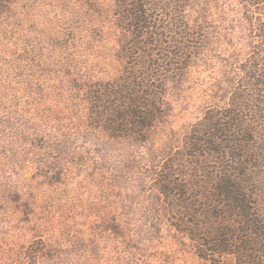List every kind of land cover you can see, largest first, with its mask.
Returning <instances> with one entry per match:
<instances>
[{
    "label": "rangeland",
    "instance_id": "1",
    "mask_svg": "<svg viewBox=\"0 0 264 264\" xmlns=\"http://www.w3.org/2000/svg\"><path fill=\"white\" fill-rule=\"evenodd\" d=\"M119 2L20 0L0 12V264H30L38 249L41 264H205L174 226L161 178L186 168L190 131L230 101L259 13L245 0L189 9L206 47L168 81L165 114L137 140L95 125L85 87L122 67Z\"/></svg>",
    "mask_w": 264,
    "mask_h": 264
},
{
    "label": "trees",
    "instance_id": "2",
    "mask_svg": "<svg viewBox=\"0 0 264 264\" xmlns=\"http://www.w3.org/2000/svg\"><path fill=\"white\" fill-rule=\"evenodd\" d=\"M19 1L0 0V12ZM119 1L116 22L126 32L116 53L122 67L113 78L86 84L87 99L97 127L113 137L146 140L165 114L168 81L206 47L203 23L189 13L202 0ZM245 2L259 16L233 95L190 131L186 168L170 167L161 178L178 215L174 226L205 264H264V0ZM35 251L29 262L41 264L44 254Z\"/></svg>",
    "mask_w": 264,
    "mask_h": 264
}]
</instances>
